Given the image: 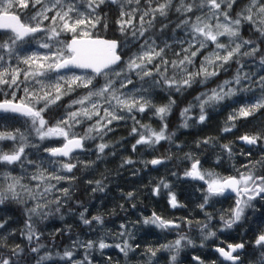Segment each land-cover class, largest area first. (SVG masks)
Listing matches in <instances>:
<instances>
[{
	"label": "snow or ice",
	"instance_id": "obj_1",
	"mask_svg": "<svg viewBox=\"0 0 264 264\" xmlns=\"http://www.w3.org/2000/svg\"><path fill=\"white\" fill-rule=\"evenodd\" d=\"M0 30V212L5 213L0 215V264H95L94 253L99 250L104 257L109 248L119 250L123 264L136 257V264H182L181 252L197 247L194 224L200 248L220 239L213 230L217 217L220 233L242 232L239 242L225 248L221 240L214 247L222 261L211 264H264V227H244L248 210L264 201V128L236 137L239 153L234 141L220 143V137L198 138L194 147L177 142L180 129L205 125L213 113L228 111L221 134H234L239 121L264 114V0H0ZM101 30L112 35L102 37ZM233 65L230 78L220 79ZM194 86L201 90L179 109L180 122L173 130L170 117L181 102L177 96L185 97ZM144 117L159 123L153 127L143 123ZM128 121L132 153L141 148L155 152L167 142L169 153L174 145L183 153L177 159L190 162L182 177L172 175L201 182L196 207L203 219H170L153 211L141 214L133 227L158 229L166 242L133 243L135 232L122 222L112 243L107 242L110 233L95 240L69 235L72 243L63 251L55 243L49 247L40 225L50 217L65 221L72 216L93 232L105 225L102 212L90 215V201L75 199L76 171L95 170L109 149L115 156V145L105 138ZM53 140L62 143L52 146L48 142ZM217 147L213 166L205 168L196 150ZM237 156L245 160L237 164ZM172 158L136 161L126 156L120 168L137 163L156 168ZM225 161L232 168L227 175L215 170ZM106 179L102 174L84 182L95 196L108 188ZM172 187L160 178L151 194L160 197L166 191L168 206L186 207ZM135 197L134 191L121 193L126 202ZM229 200L228 208L215 209ZM10 205L20 207L23 216L15 226L5 211ZM67 227L70 233L72 226ZM173 232L175 239L168 240ZM17 234L27 243L16 242ZM57 234L64 229H56L53 240ZM191 259L207 264L199 255Z\"/></svg>",
	"mask_w": 264,
	"mask_h": 264
},
{
	"label": "rangeland",
	"instance_id": "obj_2",
	"mask_svg": "<svg viewBox=\"0 0 264 264\" xmlns=\"http://www.w3.org/2000/svg\"><path fill=\"white\" fill-rule=\"evenodd\" d=\"M2 35H3V33H0V36H2ZM235 67L236 66L233 65L232 70L229 71L228 73H223L221 75L220 79L230 78V76L235 71ZM245 70L247 71L248 69H245ZM212 86H214V85H212ZM200 90L201 89L199 88V86H194L193 89H190L189 92L186 93L185 96H188L186 99H185V97L177 96V99L181 102L179 104L180 107L175 108L173 115L170 117L173 130H175L176 126L180 122L179 121V109L186 106L187 100H189V101L192 100L193 97ZM18 95L22 96L23 93L20 92V93H18ZM68 99H69L68 97H65V102H67ZM195 112L198 113V109H196ZM227 115H228V111H224L221 113H213L211 116V119L205 125H197L193 128L187 129V130L180 129L179 132L177 133V135L179 134L178 135L179 139L177 142L187 143L188 145L194 147V141L195 140H197L198 138H203V137L209 136L206 134V131L208 128L216 129L218 125L220 127H222V124L226 120ZM256 116L258 117L256 120V123H260L263 121L264 114H257ZM249 119H250V117L248 118V121H249ZM247 122L239 121L238 123H243V125H244ZM0 123H3V122H0ZM6 123L9 125L19 126V122H17V121H7ZM143 123H146V124L152 123L153 127H156L159 122L155 121L154 119L149 120L148 117H144ZM190 123H192V121H190ZM219 123H221V124H219ZM130 127H131V121H128L127 125H125L124 122H120L119 125L116 126V130L112 133H109V136L105 138L106 140L110 141L113 145H115V152H116L115 156L111 155L112 149H109V150H107L109 152V155L107 157H105L104 162H98L99 166L97 168H95V170H84V171L77 170L76 171V175L79 179L75 184V188H77L78 186H80L82 184H85V185H83V188L81 189L82 195L79 192L75 193L76 194L75 199L78 198V200L84 202L85 204H88V203H86V199H85L87 194H91V197H99L100 198L99 202L98 201L97 202L90 201L91 202L90 203V215L97 214V211L102 212L104 215V219H105V225L103 226V228H100V226H97V228H100V231L93 232V231H89L86 226L82 225L78 219H75L72 216L66 215L65 221H61L59 219L58 215L50 217L47 221H44L40 225L42 228L45 229L43 240L46 244L49 245V247H51L52 244L55 243V244L59 245L60 250L63 251L64 247L70 246L72 243V240L69 239V235H71L72 239H75L77 236H79L81 240H86L89 238L95 240L99 236H104L106 233H110L107 236V242L112 243L114 240V235L117 231L120 230L119 225L122 222L128 224L130 230H133L135 232V238L136 239L133 241V243H136V242L139 243V238L143 234H145V232L149 231V228L144 227L142 224H136L133 227L132 222L137 221V220H135V218H137V216L130 215V217L124 219L122 217V214H124V212L121 210L120 206L115 204L114 209L110 207V203H112V199L109 197L110 194H108V192L113 186L118 184V181L114 178L113 175H110V176L104 175V171L109 167L114 168V166H118L120 168L121 160L123 157H126V156H131L134 160L139 161L141 158L145 159V160H150V159L155 158V157H163L166 154L172 155L173 158L171 160L166 161V163L163 164L162 166L158 167L157 170L152 169L153 168L152 165H148L147 167H145L143 164L138 163V165H135V166L137 167V169H139V171L137 172L136 175H133V171L135 170L134 167L126 166L124 168L125 171H130L128 173L129 177L126 180L132 181V182H137V183L140 182L139 184L142 186L141 190H143V191L141 192L138 188L133 187L132 185H129V187L133 188L134 192L135 193L137 192L140 197L143 196L145 193H146V195L148 194L147 199H149L151 197L153 199V202H158L157 204L162 210L169 213L168 215L171 214V216H168V218L175 216V213L182 212L184 210V208L172 209L170 206H168L166 191L160 197L153 196L151 194L152 193V186L155 185L154 183H156L160 178H164L172 184V186H173L172 190L177 193L178 199L181 203H183L185 205L191 203L192 206L196 207L197 203L200 202L199 198L201 197V193L196 191V187L201 182L192 181V180L185 181L183 179L178 180L176 176L172 175V172H177V171H174V168L180 167L181 168L180 169L181 174L178 172L177 173L182 177L185 167L190 166L189 161H187V160L181 161V160L177 159V157H182L183 153L177 152L174 145L171 146L172 151H171V153H169L168 149L170 146L167 144V142H162L163 147L157 145V148L159 150L155 151V152H153L152 150H144L143 148H141L140 152L132 153L131 152V143L129 141L134 142V140L131 137H128ZM76 130L80 131L79 128ZM125 137H127V140L122 139ZM98 142L99 141H97L96 143H98ZM117 142H119V143H117ZM48 143H50L52 146H57V145H60L62 143V141L61 140H53V141H49ZM90 143H92V147L94 148L95 143L94 142H90ZM235 144L237 146L236 152L240 151V147L238 146L237 140L235 141ZM188 150H189L188 147H186L184 149L185 152H187ZM219 150H220L219 147H217L216 149H210L208 152L203 151V149L196 150V151L199 154L200 159L206 160L204 167L209 168V167L213 166L214 153L218 152ZM32 151L34 152V150H32ZM41 154L47 155L46 153H43V152ZM80 155H81L82 159L88 158V156L84 153H81ZM256 158H258V156L251 157V159H256ZM91 159L95 160L96 159L95 155H91ZM174 159H176V161H178L179 165L174 163V161H173ZM243 160H245L244 157H240V156L236 157L237 164ZM148 169H150L149 171H151V170H153V171L149 172ZM215 170L224 174V175H227V174L232 172L231 164L227 161H225V163L221 167H217ZM17 171H19V169H17ZM102 174L109 179V181L105 180V183L108 185V188L106 189V191L104 193H96L95 196H93V194L90 191L91 186L87 185L84 181H85V179H92V180L101 179ZM158 174H161L159 179L151 184V182H150L152 180L151 178L156 177ZM81 181L83 182L82 184H81ZM146 181H147V184L149 186H147L145 184ZM143 184H145V185H143ZM134 185L137 186V184H135V183H134ZM64 186H68V185L64 184ZM137 193H136L135 198L138 200ZM181 196H184V197H181ZM186 196H187V198H186ZM188 199H190V200H188ZM185 200H187V201H185ZM134 203L136 205L139 204L138 202H134ZM263 203H264V201L259 202L255 209H249L248 210L249 220L244 225L245 228L251 227L253 230H255L257 227H264V209H263L264 207L263 208L260 207ZM122 204H124V206H126V208L129 209V205L131 203L126 202L123 199ZM231 204H232V201L229 200V201H226L223 205H220V204L215 205V209H220L221 207L228 208ZM5 211L7 212L8 215H12L14 217V221H13L14 226H15L16 220H21V221L23 220V216L21 215V208L16 206V205H10L8 207V209H6ZM209 211H214V209H209ZM65 212H66V210H65ZM197 212L196 213L194 212V214H196V216L200 215V211L197 210ZM4 214H5L4 212H0V215H4ZM213 223L215 225L214 230L217 231V234L220 237V239L213 238V239L206 241L205 243L207 246L212 244L213 241H214V245L220 244L221 240L227 241L225 238H227L228 236L229 237H232L233 235L237 236V235H240L242 232V229H240L237 231H233L231 233H229V232L220 233L219 232V227H220L219 218L217 217L216 221H214ZM68 225L72 226V228H71L72 231H70V233H69V230L67 227ZM58 228L64 229L65 235L64 234H63V236L62 235L58 236L59 234L55 235L56 237L53 240V234L55 233V230ZM153 229L155 231H157L159 235H162L164 237L165 234L161 233L160 230L155 229V228H153ZM193 232H194V230H193ZM251 235H252V232H249L248 238ZM15 239H16V242H23L25 244L27 243V241L23 240V238L21 236H19V234H17ZM167 239L168 240L175 239V234L173 235V237L167 236ZM195 239H196V243H197V247H195V249L200 251L199 256L200 257L203 256V259L206 260L207 264H211V261L208 260V256L206 255V252H207L206 247L205 248L199 247V244L201 242L199 231L195 233ZM239 239H240V236L232 239L231 241H239ZM163 242H166V241H163ZM104 251L106 253V256H104V257H102L99 254V250H97L94 253L95 264H107V258H106L107 256L111 257L112 264H117V262H119V264H123L124 257L122 256V254L119 252L118 249L109 248V249H105ZM79 253H80V256L82 257L84 254V250L82 248L79 249ZM137 259H139V257H136L132 261V264H136ZM217 260H219V259H217ZM246 264H247V261H246Z\"/></svg>",
	"mask_w": 264,
	"mask_h": 264
},
{
	"label": "trees",
	"instance_id": "obj_3",
	"mask_svg": "<svg viewBox=\"0 0 264 264\" xmlns=\"http://www.w3.org/2000/svg\"><path fill=\"white\" fill-rule=\"evenodd\" d=\"M100 35L103 37V36H105V35H107V36H111L112 35V33L111 32H107V33H105L103 30H101V33H100ZM245 35H247V33H245ZM180 107V106H179ZM257 116H254V117H250V119H249V121L247 122V123H245L244 125H243V123H239L240 125H241V127L239 128V130H237V131H235V133L233 134V133H229V134H221V132H220V129H221V127H219L218 129H213V128H208L207 129V132L208 133H210V135H212V134H218V135H220L221 137H220V143H228L229 141H236L237 139H236V137H238L239 135H242L244 132H254V131H256L257 129H259V128H264V119H263V121L262 122H260V123H256V120H257ZM219 124H221V123H219ZM208 127V126H207ZM238 146L239 147H241V145L240 144H238ZM237 153H239V151L237 152ZM174 161V163L175 164H177V165H179L178 164V161H176V159H174L173 160ZM136 165H138V163L136 164ZM118 166H114V168L113 167H109V168H107L105 171H104V175H106V176H110V175H113L114 176V178L118 181V184H116L115 186H113L110 190H109V192H108V194H110V198L112 199V203H110L111 205H113V206H115V204L116 205H119V204H122V198H121V193L122 192H124V193H126V191L127 190H132V191H134V189L133 188H130L129 187V185H132L133 187H136V188H138L141 192L143 191V190H141L142 188V186L139 184V183H137V182H132V181H127L126 179L128 178V176H126L125 175V173L127 172V171H125V169L123 170L122 168H119ZM153 169V168H152ZM180 167H176V168H174V171H177L178 173H180ZM154 170H157V169H154ZM181 174V173H180ZM152 180L150 181L151 182V184L153 183V182H155V181H157L158 179H159V176L157 175L156 177H154V178H151ZM106 180H108L109 181V179L107 178ZM83 182L81 181V184H82ZM134 183L135 184H137V186L136 185H134ZM155 184V183H154ZM83 185H85V184H82V185H80V186H78L77 188H75V193H77V192H79L81 195H82V193H81V189L83 188ZM147 186H149L148 184H146ZM151 187V186H150ZM147 191V190H146ZM137 193V192H136ZM145 195V194H144ZM143 195V196H144ZM148 195V194H147ZM147 195H146V215H151V213L153 212V211H155L156 213H158V214H161V211H164V210H162L159 206H158V202H153V199L150 197L149 199H147ZM75 196H76V194H75ZM143 196H139V194L137 193V197H138V200L135 198V200H133V201H130V203L131 204H133L134 202H138L139 204L138 205H136V209H138L139 210V213H141V209H142V207H143V201H142V197ZM78 199V198H77ZM86 203H89V201H91V199H92V197H91V194H87L86 195ZM189 200V199H188ZM264 204V203H263ZM261 205L260 207L261 208H263L264 207V205ZM186 207H189V205L188 204H186ZM164 212H166V211H164ZM162 215V214H161ZM135 216H137V214L135 215ZM165 217H167L168 218V216H165ZM171 218V217H170ZM174 233V232H173ZM172 234V233H171ZM170 234V236H172L173 237V235H171ZM156 237H159V242L160 243H163V242H161V240H162V238H161V236L158 234V232L157 231H155L153 228H151V229H149V231H147V232H145V234H143L140 238H139V243L141 244V245H144V244H146V243H153V244H155V243H157V240H156ZM158 239V238H157ZM165 241V240H164ZM165 256H167L168 254L167 253H165L164 254Z\"/></svg>",
	"mask_w": 264,
	"mask_h": 264
},
{
	"label": "flooded vegetation",
	"instance_id": "obj_4",
	"mask_svg": "<svg viewBox=\"0 0 264 264\" xmlns=\"http://www.w3.org/2000/svg\"><path fill=\"white\" fill-rule=\"evenodd\" d=\"M0 33H3V31H0ZM188 96H185V99L187 98ZM189 100H187V102H188ZM179 135V134H178ZM57 146H59V145H57ZM128 191H132V190H127L126 192H128ZM190 200V199H189ZM142 201H143V207H142V209H141V213H139V210L138 209H136V208H133L132 207V204H130L129 205V209H127L126 208V206H125V208H124V210H122L123 212H124V214H122V217L124 218V219H126V218H128V217H130V215H139V218H140V216H141V214H144V215H146V193H145V195L142 197ZM232 201V200H231ZM232 203H233V201H232ZM189 205V207H184V210L182 211V212H178V213H175V216H172L171 218H183L184 216H192L195 220H202L203 219V213H201L200 212V215H198V216H196V214H194V212L196 213L197 212V210H199L197 207H194V206H192L191 205V203H189L188 204ZM118 206H120V204L118 205ZM111 208H115L113 205H112V207ZM200 211V210H199ZM262 212V211H261ZM126 213H128L129 214V216H127V214ZM198 213V212H197ZM161 214L163 215V216H171V214L170 215H168L169 213H167V212H164V211H161ZM187 230V228L185 227L184 228V231H186ZM193 230H194V233H196V232H198L199 230L196 228V226H195V224L193 225ZM188 231V230H187ZM175 234V232L174 233H172L171 235H174ZM190 235L192 234V233H189ZM161 236V238H162V240H161V242H163L164 241V237L162 236V235H160ZM169 237H172V236H170V235H168ZM240 235H233L232 237H227L226 239L228 240V242H234V241H231L232 239H234V238H237V237H239ZM252 236H253V233H252V235L249 237V238H252ZM235 242H239V241H235ZM217 245H220V244H215L214 245V241L212 242V244H210L209 246H207L206 247V249H207V252H206V255L208 256V260H210V261H212V260H217V259H219L218 258V254L217 253H215L214 252V247L215 246H217ZM224 247L226 248L227 247V243H225L224 244ZM211 248V249H210ZM213 253H212V252ZM193 255H200V251H198L197 249H195V248H192V247H189V248H186V249H184L182 252H181V254H180V257H179V260L182 262V264H195V262L194 261H192V259H191V257L193 256ZM214 255V256H213ZM202 259H203V256L201 257ZM220 260V259H219Z\"/></svg>",
	"mask_w": 264,
	"mask_h": 264
},
{
	"label": "bare ground",
	"instance_id": "obj_5",
	"mask_svg": "<svg viewBox=\"0 0 264 264\" xmlns=\"http://www.w3.org/2000/svg\"><path fill=\"white\" fill-rule=\"evenodd\" d=\"M220 126L218 125L217 126V128L216 129H218ZM214 129V128H213ZM215 130V129H214ZM211 133V132H210ZM210 133H208L207 131H206V134L207 135H209V136H213V137H221L220 135H218V134H212V135H210ZM221 142V141H220ZM237 142H238V144H240L241 145V142L239 141V140H237ZM242 146V145H241ZM243 147H247V146H243ZM160 166H162V165H159V166H157L156 168H153V169H157L158 167H160ZM153 167V166H152ZM151 167V168H152ZM134 169L136 170L137 169V167L135 166L134 167ZM150 169H148V171H149ZM151 171H153V170H151ZM151 171H149V172H151ZM130 171H127L126 173H125V175L126 176H128L129 177V173ZM158 172V171H157ZM160 175L161 174H158V176L160 177ZM143 178V177H142ZM140 183V182H139ZM145 184H147V181H146V183ZM145 184H143V185H145ZM142 188V187H141ZM109 196V195H108ZM110 197V196H109ZM181 197H184V196H181ZM186 198H187V196H186ZM99 197H92V199H91V201H93V202H99ZM185 201H187V200H185ZM110 207H112V205L110 204ZM264 209V208H263ZM127 214V216H129V214L128 213H126ZM139 219V215H137V218H135V220H138ZM51 227V226H50ZM214 230V229H213ZM72 231V230H71ZM72 233V232H71ZM74 234V233H73ZM58 235V234H57ZM65 235V234H64ZM58 236H60V235H58ZM63 236V235H62ZM56 237V236H55ZM157 238H159V237H156V240H158ZM223 238V237H222ZM226 239V238H225ZM227 240V239H226ZM227 243H228V240L226 241ZM225 242V243H226Z\"/></svg>",
	"mask_w": 264,
	"mask_h": 264
},
{
	"label": "water",
	"instance_id": "obj_6",
	"mask_svg": "<svg viewBox=\"0 0 264 264\" xmlns=\"http://www.w3.org/2000/svg\"><path fill=\"white\" fill-rule=\"evenodd\" d=\"M0 31H3V30H0ZM157 167V166H156ZM218 254V253H217ZM218 256H219V254H218ZM220 258V257H219ZM221 260H222V258H220Z\"/></svg>",
	"mask_w": 264,
	"mask_h": 264
}]
</instances>
